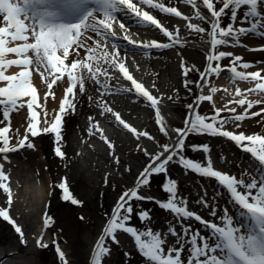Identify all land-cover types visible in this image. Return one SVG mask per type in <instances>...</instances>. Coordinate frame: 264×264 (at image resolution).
I'll return each mask as SVG.
<instances>
[{
	"label": "snow or ice",
	"instance_id": "snow-or-ice-1",
	"mask_svg": "<svg viewBox=\"0 0 264 264\" xmlns=\"http://www.w3.org/2000/svg\"><path fill=\"white\" fill-rule=\"evenodd\" d=\"M180 3L190 5L195 19L207 23L210 30L207 36L211 49L207 55V65L204 71L199 72L200 80L196 82L198 88H203L209 84L207 77L215 74L219 76L224 70L220 61L225 57H232L231 52L214 51L218 46H227L231 41L239 43V37L248 34L258 35L264 39V0H180ZM144 6L159 10L161 13L170 14L188 21V29L203 34L206 29L199 23H192V16H187L175 6H166L161 0H0V17L3 26H0V81L5 82V86L0 87V108L3 110V118L9 120L12 112H18L27 107L28 123L25 135L15 146H10L7 135L9 128H0V153L7 154L15 152L20 148H34V144L29 139V134L33 138H39L43 134H51L54 138L53 152L56 157L64 158L66 153L62 150L64 117L68 112L76 109V89L84 94L87 83H94L99 87L96 89L100 96H88L90 105L95 104L100 109V116L105 113H112L116 121L127 129L136 138L147 137L153 140V135L147 131H137L136 128L121 119L119 113L113 112L105 101L101 98L111 91L131 92L135 91L138 96H142L155 111V123L159 132L169 137L170 142L160 144L161 151L154 154L148 148H137L143 151L148 163L143 165L142 170L136 177L135 185L121 192L111 207L110 214L105 213L107 219L99 231L98 237L91 250V264H105V259L112 255L111 245L121 244L118 236L127 234L134 242L136 250L145 258L147 264H264V134H247L245 131L229 130V127L242 121L248 114V110L254 104L261 103L260 100L249 101L241 98L234 102L237 105L247 107L242 114H235V108L226 110L233 115L221 116L225 109L213 106L212 115H202L198 109L200 102L212 101L209 95H197L193 103L186 105L187 115L183 120V127L169 129L160 114L159 105L163 97L154 96L148 88L129 72L125 65L124 58L120 57L119 39L116 31L113 30V22L119 24L120 33L123 40L128 45L134 46L137 50L143 51L145 55L150 49H167L181 43L179 32L169 31L150 11ZM207 10V14L202 8ZM243 11L241 24H249V27L234 28L238 11ZM230 12L229 22L226 27L221 26V20ZM122 13V19H118V14ZM132 21L138 27L146 29L155 28L170 43H164L157 39L140 40L133 39L132 35L125 34L128 28L124 21ZM131 26V25H130ZM93 32L97 39L86 37L83 34ZM230 38V39H229ZM33 42L29 43V40ZM92 40V46L87 44ZM9 41H22L23 43L9 47ZM111 42V51L105 48V44ZM84 49L83 59H71L70 63H65L71 55L79 56L78 49ZM72 50L71 54L69 50ZM253 51L264 52V47L252 49ZM35 54L37 66L43 65L51 77V82L47 83L48 91L45 92V100L55 95L52 91L53 85L57 84L62 77H67V87L63 90V97L59 100L58 109L49 119V113L44 111L43 126L39 119L40 113L37 109L43 110V106L38 101L36 88L30 82L31 73L28 66L33 63L32 57L28 53ZM6 53H14L17 59H5ZM242 57L235 56L232 66L228 68L232 77L242 81H255V87L248 89L249 92L264 94V75L261 71L242 72L237 71L236 64ZM213 61L216 63L213 65ZM22 66L23 70L15 75H6L4 69L12 66ZM244 69L251 67L250 63L240 65ZM110 69L118 70L125 80L131 82V88L123 86L113 89L109 85V80L116 78L110 73ZM182 74L184 75V87L191 92L187 79L190 69L185 67L181 61ZM43 75V74H41ZM155 87V84L152 85ZM175 91V90H174ZM219 91L216 87H210L209 93ZM226 91V90H225ZM236 95L241 96V90L236 89ZM24 98H27L24 100ZM169 96L167 99L171 100ZM231 103V101H230ZM264 113V108H261ZM260 113H252L253 116ZM88 133L93 131L100 133V139L108 147L109 155L114 157L117 165L120 159L116 156L114 145L107 139L100 129L98 122L93 121V117H88ZM239 129L240 125L236 124ZM208 135L211 137H222L233 142L241 151L249 153L260 164V170L253 173L242 171L240 176L231 175L227 172L217 170L213 166V160L208 153L209 146L192 145L194 151H202L206 154V163L194 160L185 156L186 138L190 134ZM5 158H7L5 156ZM173 164L182 166L187 174L189 171L204 178H212L219 185L223 186L229 194L230 200L243 210L238 220L229 215L225 208L223 215L219 217L221 223L217 224L205 219L195 211L189 209L188 199L181 197L178 190V181L169 176L170 168ZM0 165V181L7 179ZM127 170V169H125ZM164 174L166 182L162 184V190L167 193L166 200L157 199L153 195L141 194L142 189L150 186L152 179ZM107 184V174L105 177ZM55 187L61 190L60 199L69 202L71 205L83 206L84 199H77L69 190L66 178H61ZM0 189L9 193L6 183L0 182ZM207 193L205 192V197ZM216 193V197L220 196ZM201 197L196 201L204 208L210 209V215L217 217L215 207ZM9 202L11 196L8 197ZM133 201L154 202L159 208L171 213L180 225V230L171 223L167 226V231L153 230L147 226L144 230L138 229L131 223L133 216L142 224H151V215L147 209H137ZM0 218L12 224L15 232L20 235L21 243H25L24 233L20 226L16 225L8 214L7 209H0ZM52 217L47 214L44 217V227H49ZM84 219L83 216L80 217ZM195 220L209 230L208 235H201L197 230L193 232L190 225L186 226L185 221ZM174 241V242H173ZM110 242V243H109ZM55 251L61 264H68L65 254L59 245L53 240ZM36 244L41 248L48 245L42 243L40 239ZM185 253H187L185 258ZM126 257L130 253L124 254ZM111 264V262H109Z\"/></svg>",
	"mask_w": 264,
	"mask_h": 264
},
{
	"label": "rangeland",
	"instance_id": "rangeland-1",
	"mask_svg": "<svg viewBox=\"0 0 264 264\" xmlns=\"http://www.w3.org/2000/svg\"><path fill=\"white\" fill-rule=\"evenodd\" d=\"M186 6V10L194 16L191 6ZM245 10L246 9H242L238 13L237 20L234 23L236 27L243 25L241 24V20L243 18V11ZM173 17L166 16V19L168 20L169 25H171V28H173L170 29V31L179 32L181 43L172 46L171 51L169 52L164 50V53H162L160 50H148L151 59H155L156 63L153 60H148V57H146V60H143L141 64L145 71H148L149 76H152L153 78L152 80L154 83H151L150 80L147 81L148 83L150 82L151 88L152 85L155 84L157 91L161 90L160 93L164 92V97L159 108L165 125L169 129L183 127V120L187 115L186 105L192 103L197 95H208L203 90H196V87L192 85V83L189 84V87L192 90L189 94L184 87V84H182L185 77L178 75L173 76L172 74L175 70V64L177 66V63H174L172 60L177 58L180 60V65L181 61H183L185 67L190 69L187 79L191 82H197L199 72L204 71L207 56L205 49L200 48V44L197 43L203 41V39H207V31L210 30L208 24L200 21L201 26L206 29L205 33L200 34L188 29L187 22H176V19ZM229 17L230 12L227 16L222 18V27L227 26ZM0 25H3L2 17H0ZM193 41H195L196 44ZM29 42L33 41L30 39ZM30 55L33 58L31 69L35 80L39 82V88H37L43 94L44 108L48 105L47 103L51 98L48 97L47 100H45L44 95L45 92L48 91L47 83L51 82V77L48 76V72L43 65L37 66L35 63V54L30 52ZM120 57L124 58L125 64L127 65V58L123 57V55H120ZM232 60L233 57L223 59L221 66L225 68ZM67 62L68 60L65 61V63ZM172 63H174V65L171 67L169 64ZM130 65L132 68L134 67L133 64ZM168 66L171 68H168ZM113 72L114 70L110 69L112 75ZM65 77L66 76L62 77L57 84H54L53 88L60 87ZM207 79L212 83L213 75L207 77ZM108 83L110 84V81ZM173 85L177 89H174L172 87ZM98 87L99 86L94 83L86 82L87 91L84 94L79 93L78 88L75 90L77 95L75 101L76 109L74 112L70 110L64 117V128L62 133L64 137L62 150L66 153L64 158H58L55 156L53 152L55 146L54 138L51 134H43L39 138H33L29 135V139L35 147L32 149H29L26 146L20 148L13 152L16 153L13 156V159H15L14 161L4 163L3 173L5 175L8 174V176L6 180L0 182L7 184L9 192H12L13 189L14 195L11 193H5L3 189H0V209H7L10 218L15 221L16 225L21 227L24 233L25 243H21V237L15 232L12 224L3 220V218H0V264H61L60 259L56 254L55 246L52 243L53 240L56 241L61 251L65 254L68 264H89L91 244H89V241H86L85 233L89 234L91 238L96 237V229L100 228L105 223L107 219L105 213L110 214L111 207L114 205L116 197L119 193L127 189L131 182H133V177L138 173V167H141L148 162L143 151L137 148V144L141 145V148H143L141 144L143 142L139 141V138L134 137L131 133L121 130L119 128V123L116 121L112 113H109L105 116L109 118V120L112 119L114 123L109 124L106 122L105 124L112 125V131H110V128L108 130V126L106 129L105 127H100L104 125L100 123V121L98 122L96 119H93V121L98 122L100 129L103 133L105 132L104 135L114 145L116 156L120 159L118 168L123 172V175L121 173L108 174V170L104 171V168L99 165L94 166L95 161H92L93 167L91 168V173L95 174H93L95 181L93 176H91L93 183L88 182L86 178L83 179L82 175L80 176L81 184L83 182L89 184L88 187H86L85 183L81 185L83 191L86 192H82L80 190L81 186L77 185L72 179V170L75 161H83L82 163L85 167L89 166L90 163L89 159L84 162L85 157L82 156L84 152H82L79 147L78 141L80 139L79 136H81L84 129H86V125H89L87 122L88 117H94L95 114L100 113V110L94 104L90 105L88 100L89 95H92L93 97L100 96V93L96 90ZM162 89H165V91ZM152 92L155 93L156 91L152 90ZM184 92L189 95L188 101L184 99ZM169 96H172L173 98L168 100L167 98ZM101 98L109 107L119 113L121 119L129 122V124L133 126L137 125L142 127V129H138L137 131H147L150 135H153L154 139L151 141H149L147 137H143L144 140L150 142L149 149L151 152H156V149L159 148L160 144L170 142L168 137L163 136L159 132V128L155 123V111L150 104H142L143 100L137 97L133 100L135 104L131 105H125L122 101L114 102L119 96L116 92L112 91ZM123 106L125 107L123 108ZM212 108L213 104H211L210 101H202L200 102L198 111L202 115H212ZM245 108L246 106H243L241 111ZM261 108H264V104L256 105L251 112H248L250 114L260 113L259 115L251 117L246 116L244 120L237 121L236 124L240 125L238 130L245 131L246 133L248 132L249 134H262L264 130V113H261ZM19 114L20 112H15L9 120L5 121L3 118V110L0 108V128L6 126L9 128L7 135L9 137L10 146L24 137V127L22 126L24 121L20 122V124L15 122V116ZM235 114L242 113L236 112ZM220 115L230 116L233 114L229 113L225 108V111L221 112ZM25 124L27 125V123ZM236 124L233 125L236 126ZM187 139L192 143L198 142V145L208 143L209 146H212L214 144V138L208 135L190 134ZM94 141V150H96L97 145H99L102 154L110 161L115 162L114 157L108 154L109 150L107 144L99 139V135L98 137H93V142ZM143 144L145 145V143ZM221 144L222 143H220V145ZM2 146L3 144L0 142V147ZM39 152L43 153V158L40 160H38L40 157ZM184 154L188 158L194 160L198 159L196 152L188 146H186ZM4 155L6 154H0V160H3ZM226 158L227 159L219 164L218 167L231 175L239 177L244 170L240 169L230 157L229 159L228 157ZM189 173L192 172L189 171ZM46 174L49 175L50 181L49 184L46 185L47 192L43 203L36 199V195H25L27 193L26 190H30L25 187L29 183L33 185L32 190L44 187ZM106 174L107 184L105 183ZM187 174H185L182 166L178 164H173L169 172V176L178 181L179 195L190 201L189 208L193 207L199 209L201 205H198L196 201L200 199L201 196H191L188 193V183L182 178V176H186ZM61 178H66L69 190L77 199L85 200L83 206L78 207L71 205L69 202L60 199V189L55 187V185L60 182ZM23 182L25 183L24 186L22 184ZM164 182H166L164 174H159L152 179L150 186L145 188L157 190L161 195L167 198V193L162 190V184ZM17 194L19 196H17ZM9 195L11 196L10 202L8 199ZM209 201H212L213 206L211 207L216 208L218 215L217 217H212L209 208H205V213L220 224L221 221L219 217L223 215L226 201L222 196H218L214 200L210 199ZM133 205L137 209L149 210L152 218L151 224H142L134 215L131 223L138 229L144 230L145 227L150 226L153 230H159L162 232L167 231V226L170 223L169 219L173 217L171 213L159 208L151 201H133ZM201 211L204 212L203 210ZM46 214L53 218L47 228L44 227L43 223ZM81 216L84 217L83 220L80 219ZM177 230H180L179 224ZM37 239H40L42 243L47 244L48 246L46 248L39 247L36 244ZM118 239H121V244L111 245L112 255L105 259V264H109V262H111V264H147L145 258L136 250L131 237H128L127 234H122V236H118ZM9 252H12V254L8 255L7 253ZM125 253H130V256L126 257L124 255ZM184 255L186 258L187 253Z\"/></svg>",
	"mask_w": 264,
	"mask_h": 264
},
{
	"label": "bare ground",
	"instance_id": "bare-ground-1",
	"mask_svg": "<svg viewBox=\"0 0 264 264\" xmlns=\"http://www.w3.org/2000/svg\"><path fill=\"white\" fill-rule=\"evenodd\" d=\"M134 2H135V0H134ZM145 8V10H147V8L146 7H144ZM151 9V8H150ZM204 10V12H205V10L206 9H203L202 8V11ZM148 11V10H147ZM241 10H239L238 11V13L240 12ZM151 13L155 16V14H154V12H153V10L151 9ZM122 16H123V14L122 13H120L119 15H118V17L120 18V19H122ZM156 17V16H155ZM157 18V17H156ZM160 21V20H159ZM193 21H194V23H199V24H201V22L199 21V20H197V19H195V17H193ZM127 24V23H126ZM126 24H125V27L126 28H128V32L127 33H125V34H129V35H132V38L133 39H140V40H152L153 38V36L152 37H149V35H147V33L144 31V29H141V28H136V30H138V31H142V34H140V35H138V34H136V36H134L132 33H130L131 31H130V28L129 27H127L126 26ZM129 25V24H128ZM130 26V25H129ZM250 25L249 24H243L242 26H240V27H249ZM234 28H239V26L238 27H236L235 25H234ZM152 30L151 31H155L156 29L155 28H151ZM113 30L114 31H116L117 32V34H118V37H119V39H117V41H124L123 40V35L120 33V29H119V27L117 28V26L116 25H113ZM91 37L92 38V40H95V39H97V37H96V34L95 33H93V32H87V33H84L83 34V37H82V39H84V38H86V37ZM230 39V38H229ZM92 40H88L87 41V44L89 45V46H92ZM209 40V38L207 37V39H203V41H200L199 43H197V44H200V48H204V49H207L208 50V52L210 51V49H211V45H210V43L209 42H207ZM117 43V42H116ZM191 43H192V41H191ZM118 44L119 45H121V47H119V49H118V51H119V53H120V55H127V54H129L130 52H132V54H133V56H131L130 55V57L135 61H138L137 63L138 64H140V66H138L137 68L138 69H136L135 68V71L137 72V73H135L133 70H131L129 67H131V65L129 66V67H127L128 68V70H129V72L133 75V77L135 78V79H137V81L138 82H141L146 88H148L149 89V87L151 88V85H150V82L151 83H154V81L152 80L153 78H152V76L150 77L149 76V74H148V71L146 70L145 71V69H144V67L141 65L142 64V62H143V60H146V57H148V60L150 59V60H153L155 63H156V60L155 59H151V57H150V54H147V55H145L142 51L141 52H138V51H140V50H137V52H134V50H131L132 48L131 47H129L130 49H128L129 51H127L126 49H125V47H123V45H124V43H121V42H118ZM123 44V45H122ZM196 44V43H195ZM17 45H19V41H9L8 42V46L9 47H15V46H17ZM109 45V44H108ZM107 45V46H108ZM111 45V44H110ZM109 45V46H110ZM107 47V49L109 50V51H111V47ZM261 47H264V39H262V38H260L258 35H254V34H248V35H246V36H241V37H239V43H236L235 41H231V39H230V43H229V45H227V46H224V45H221V46H218L214 51H225V52H231L232 54H233V56L232 57H235V56H240V57H242V60L240 61V62H238L237 64H236V67H237V71H242V72H249V71H261V74L262 75H264V52H261V51H253L252 49H259V48H261ZM70 51V54H71V52H72V50L70 49L69 50ZM78 51H79V56H74V55H71L70 56V58L68 59V63H70L71 62V59H73V58H75V59H83L84 58V49H78ZM169 51H171V49H168V52ZM134 52V53H133ZM209 54V53H208ZM128 56V55H127ZM126 56V57H127ZM17 57H16V55L15 54H10V53H6L5 54V59H16ZM225 58H228V57H225ZM225 58H223V59H225ZM177 59V58H176ZM176 59H174V60H172L174 63H177V65H178V62H180V60H176ZM222 59V60H223ZM222 60L220 61V64H222ZM177 61V62H176ZM206 62H207V59H206ZM174 63H172V64H169L171 67L174 65ZM208 63V62H207ZM242 63H250L251 64V67H249L248 69H244V68H242L240 65L242 64ZM207 65V64H206ZM206 65H205V67H206ZM230 65V67L232 66V61H231V63L229 64ZM171 67H169L168 66V68H171ZM177 66H176V64H175V70L172 72V74H173V76H176V75H178V72H177ZM225 68H226V71H225ZM222 67V69H224L221 73H220V75L219 76H216L215 74H213V82L212 83H210L209 82V84L208 85H205L202 89L201 88H198L197 87V85H196V83H194V86L196 87V89L198 90V91H200V90H203L205 93H207L208 95L209 94H211L212 95V97H213V99H212V101H211V103L216 107V108H220V109H222V108H226V106H227V108H235V109H238V108H240V107H242V106H240V105H237V104H235V100L236 99H241V98H244V99H247V100H249V101H252V100H262L261 98H263L264 97V94H260V93H256V92H249L248 91V89H251V88H254L255 87V81H242V80H239V79H236V78H234V77H232V75H231V73L229 72L228 73V68H229V66L227 65L226 67ZM173 69V68H172ZM21 70H23V68L22 67H20V66H17V65H12V66H9V67H7V68H5L4 69V71H5V74L6 75H15V74H17V73H19ZM28 70L30 71V73H31V76H30V82L32 83V85L36 88V90H37V94H38V101H39V103L43 106V94L41 93V91L38 89L39 87H38V81L37 80H35V78H34V74H33V72H32V69H31V65H29L28 66ZM135 73V74H134ZM175 74V75H174ZM143 76V77H142ZM148 79V80H147ZM201 78L200 77H198L197 78V81H199ZM118 83H117V86L118 87H121V86H123V87H126L127 86V82L125 81V84H123V82H124V80H123V78H118ZM144 80H146V81H149L150 80V82L148 83V84H146L145 83V81ZM111 84H113L112 82H110V85ZM163 84V83H162ZM3 86H5V82H3V81H0V87H3ZM38 87V88H37ZM67 87V77H65L64 78V80H63V82H62V85L60 86V87H58V88H53L52 90L54 91V95H55V101H53V99H52V97L49 99V102L47 103L48 105H46L44 108H43V110H41V109H37V111L40 113V116H39V119H40V121H41V125L40 126H43V120H44V111H47L48 113H49V116H48V118L50 119L51 118V116L54 114V110H56V109H58V107H59V100L63 97V90H64V88H66ZM210 87H216L217 89H219V91H217L216 93H209V88ZM237 88H239L240 90H241V93L243 94V95H241V96H237L235 93H236V89ZM152 90H155L156 92L155 93H153V94H155L156 96H162V97H164V92H162V93H160V91H157V89H156V87H152L151 88V90H149V91H151L152 92ZM163 91H165V89H162ZM226 90V91H225ZM120 93V92H119ZM118 93V96H119V98H117V99H115V102H120V101H123V100H126V101H129L130 100V96H132V95H128V96H125L126 94H124V95H121V94H123V93H120L119 94ZM133 93H135V92H133ZM136 95V94H135ZM133 98V97H132ZM27 98H24V100H26ZM264 99V98H263ZM230 101H231V103H230ZM193 103V102H192ZM94 104V103H93ZM95 105V104H94ZM256 104H254L253 106H252V108H250L249 110H248V112H251L252 110H253V108H254V106H255ZM96 106V105H95ZM244 106H246L247 107V105H244ZM97 107V106H96ZM98 108V107H97ZM99 109V108H98ZM100 110V109H99ZM18 112H20V114L19 115H16L15 117H16V119H15V122L17 123V124H20V122H22V121H24V124L25 123H28V116H27V107H26V105H25V107L24 108H22V109H20ZM15 112H12L11 114H10V117L12 116V114H14ZM105 115H107V113H105ZM100 116V114L99 113H97V114H95L94 115V117H93V119H100L101 121L103 120H105V121H109L108 123L109 124H112V119L111 120H109V118H107L106 116ZM9 117V118H10ZM104 121V122H105ZM88 122V121H87ZM129 123V122H128ZM136 123H137V121H136ZM22 125L23 127H24V131H23V134L25 135V129H26V127H27V125L25 124V125ZM106 125V126H108V129L110 128V130H112L113 129V126L112 125ZM138 124V123H137ZM106 126H105V129H106ZM229 130H236V131H239L237 128H236V126H234V125H231L230 127H229ZM106 131V130H105ZM125 132H127V133H131V132H129L128 130H125ZM94 133H97V132H95L94 131ZM89 134L88 133V131L87 130H84L83 131V133H82V135L81 136H79V141H78V145H79V147L81 148V150H82V152H84V154L82 155V156H84L85 158H84V162L85 161H87V159H89L90 160V163H89V166H87V167H85V166H83V161L82 162H80V161H75L74 162V166H73V170H72V168H71V170H72V179L75 181V183L77 184V185H82L83 183H85V182H83L82 184H81V180H80V176L82 175V177H83V179L84 178H86L87 180H88V182H90V183H93V180H92V177L91 176H93V179H94V181H95V177H94V173H91V168L93 167V163H92V161H95V165L94 166H96V165H99V166H101L102 168H104V171L105 170H108L109 172H108V174H119V173H123L121 170H120V168H118V165H117V163H115V162H113V161H110L105 155H103L102 154V152H101V150L99 149L100 147H99V145H97V148H96V150H94V148L95 147H93L94 145H95V141L93 142V137H97L98 135H96V134ZM105 133V132H104ZM195 133H193V135H194ZM247 134H249L248 132H247ZM30 135V134H29ZM198 135V134H197ZM212 138H214V144L212 145V146H209V149H210V152L208 153V155H210L211 156V158H212V160H213V163L214 164H218V162H220V163H222V162H224L227 158L225 157V158H223L222 157V155H220V156H218L217 158H216V154L219 152V151H221V153H223V152H225L226 154L225 155H228V159H229V156H232L231 157V159L235 156H237V152L236 151H233L232 149H233V147L231 148V147H229V144L226 142V140H225V138H222V137H212ZM99 139H100V137H99ZM101 140V139H100ZM145 142V146L149 149L150 148V142L148 141V140H144ZM17 143V142H16ZM15 143V144H16ZM220 143H222L221 145H220ZM223 143H225V144H227L228 146H224L225 144H223ZM192 145H194L192 142H189L188 141V139L186 138V146H188V147H192ZM162 149L159 147L158 148V150L156 151V152H158V151H161ZM196 152V154H197V158L198 159H196V160H198V161H200V162H202V163H206V159H205V156H206V154L205 153H203L202 151H195ZM220 153V152H219ZM16 153H13V152H9V153H7L6 155H4L3 156V160L1 159L0 160V165H3L4 166V163L6 162V161H8V162H10V161H14L15 159H13V156L15 155ZM39 155H40V157L38 158V160H40L41 158H43V153L42 152H39ZM246 155V154H245ZM5 156L7 157V160L6 159H4L5 158ZM234 157V158H235ZM243 157V156H242ZM240 164H241V166L243 167V168H249V173H253L254 171L252 170L254 167L256 168V169H258V170H256V172H258L259 170H260V167H259V165H258V163L256 162H253V160H251V159H249L247 156H244V158L243 159H241L240 158V160L238 159L237 160ZM2 170H4V167L2 168ZM140 170H142V167H140V169H139V171ZM139 171H138V173H137V175L135 176V177H133V182H131L130 183V185H129V187L128 188H131V187H133L134 185H135V182H136V177L139 175ZM96 172V171H95ZM94 174V175H93ZM123 175V174H122ZM8 176V174L6 175V177ZM182 178L183 179H185V181H190V180H192V181H194V180H196L195 178H197L196 177V173H189L188 172V174L186 175V176H182ZM198 178L200 179V177L198 176ZM44 181H45V185H44V187H39V189H34V190H32L33 189V185L32 184H28V185H26L25 187H26V189H30V190H26V194L25 195H28V194H33V196H35L36 195V199L39 201L40 200V202L41 203H43V200H44V198L46 197V192H47V189H46V185L47 184H49V181H50V177H49V175L48 174H46V176H45V179H44ZM197 181V180H196ZM199 181V180H198ZM202 182V181H201ZM200 181L198 182V183H201ZM32 183V182H31ZM23 184V186L25 185V183L23 182L22 183ZM22 184H21V188H22ZM205 184V182H203V183H201V185H204ZM85 185H86V187H88L89 186V184L88 183H85ZM205 186V185H204ZM81 189V191L82 192H86V191H83V188H82V186L80 187ZM127 188V189H128ZM205 188V187H204ZM126 190V189H125ZM205 190V189H204ZM32 191V192H31ZM14 191H13V189H12V192H9V193H11V194H13L14 195V193H13ZM28 192H30V193H28ZM141 194H148V195H153V196H155L157 199H160V200H166V199H164L163 198V196L157 191V190H152V188H148V189H146V188H143L142 189V192H141ZM120 195V194H119ZM119 195L117 196V198L119 197ZM17 196H19L18 194H17ZM87 196V195H86ZM90 196V195H89ZM116 198V199H117ZM184 224L186 225V226H188V225H190V227H191V230L192 231H194L195 232V230H199L200 231V234L201 235H204V234H206L205 232H202V230L201 229H199V227H197V226H193L192 225V223L190 222V221H185L184 222ZM98 227V226H97ZM102 227H103V225L100 227V228H97L96 229V235L95 236H97L98 234H99V231L102 229ZM95 238H97V237H94V238H91L90 236H89V234H86L85 233V239H86V241H89V244H91V246H90V250H92V246H93V244H94V241H95ZM85 250H87V249H85ZM1 254V253H0ZM8 255L9 254H12V252H9V253H7ZM7 254H4V255H7ZM90 254H91V252H90Z\"/></svg>",
	"mask_w": 264,
	"mask_h": 264
}]
</instances>
